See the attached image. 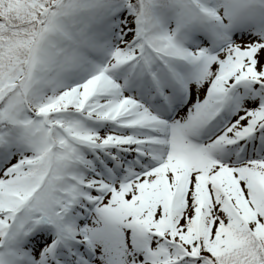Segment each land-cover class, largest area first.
Segmentation results:
<instances>
[{
	"label": "snow or ice",
	"instance_id": "obj_1",
	"mask_svg": "<svg viewBox=\"0 0 264 264\" xmlns=\"http://www.w3.org/2000/svg\"><path fill=\"white\" fill-rule=\"evenodd\" d=\"M0 264H264V0H0Z\"/></svg>",
	"mask_w": 264,
	"mask_h": 264
}]
</instances>
